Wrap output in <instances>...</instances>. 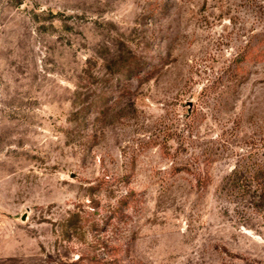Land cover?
I'll return each instance as SVG.
<instances>
[{
  "label": "rangeland",
  "instance_id": "374dc122",
  "mask_svg": "<svg viewBox=\"0 0 264 264\" xmlns=\"http://www.w3.org/2000/svg\"><path fill=\"white\" fill-rule=\"evenodd\" d=\"M0 264H264V0H0Z\"/></svg>",
  "mask_w": 264,
  "mask_h": 264
}]
</instances>
